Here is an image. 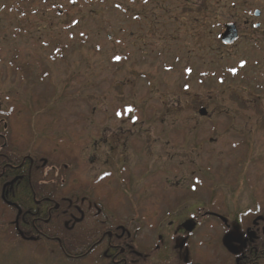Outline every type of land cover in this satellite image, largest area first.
I'll list each match as a JSON object with an SVG mask.
<instances>
[{"label": "rangeland", "instance_id": "1", "mask_svg": "<svg viewBox=\"0 0 264 264\" xmlns=\"http://www.w3.org/2000/svg\"><path fill=\"white\" fill-rule=\"evenodd\" d=\"M230 23L240 39L226 47ZM246 74L264 80V0H0L1 126L15 110L43 161L70 144L82 180L105 175L107 215L146 245L161 236L165 255L175 237L190 242L175 246L183 260L239 264L227 237L264 202V93L240 91ZM108 166H123L115 183ZM213 202L234 229L201 219L175 234Z\"/></svg>", "mask_w": 264, "mask_h": 264}, {"label": "trees", "instance_id": "2", "mask_svg": "<svg viewBox=\"0 0 264 264\" xmlns=\"http://www.w3.org/2000/svg\"><path fill=\"white\" fill-rule=\"evenodd\" d=\"M15 70L26 74L29 72L28 66H18ZM236 76V73H232ZM244 83L248 84L246 89L239 88L240 91L256 97L264 93V80L253 78L249 75H245ZM254 82V84H253ZM257 95V96H256ZM259 98V97H258ZM16 111L11 109L7 115L9 117L8 125V149L14 147L16 144H24L25 148L30 146V134L26 128V121L21 118L15 119ZM14 120V121H13ZM62 143L60 147L64 148L65 152L61 149L57 150V154L53 155L49 163L60 162L62 155L67 157V162L77 161L73 157V147L67 143ZM64 146L68 147L65 148ZM27 150V149H26ZM36 150L32 149L30 154H34ZM46 156V152L43 153ZM67 155V156H66ZM36 157V156H35ZM43 158V157H42ZM40 157V159H42ZM46 158V157H45ZM42 161V160H41ZM45 161H48L47 159ZM70 171V170H69ZM8 177L14 178L15 175L8 172ZM28 174H26L27 177ZM107 179L101 177L99 181L95 183L89 182L84 186L86 192H93L100 197L101 213L96 216L95 222H89L87 220L82 221L79 224L74 225L73 229H67L65 222L71 218L74 214L79 217V213L76 207H82L81 197L75 194L69 204V216L62 214L64 209L61 207L59 211H52L47 213L43 209V205H35L32 196L35 194V188L31 189L28 182L19 184L13 182L10 184V188L4 192L3 185L0 183V264H112L110 255L109 243L110 240L106 238V232L111 231L118 225H124L123 222L118 220V217L111 218L107 215L111 205H102L103 200L115 204L117 200L114 198V193L111 191H104L101 181ZM39 181V180H37ZM36 187V195L40 200L45 196H49L51 189L48 187ZM78 189V186H77ZM71 192V191H70ZM47 194V195H46ZM104 197V198H103ZM264 201V199H263ZM219 202H213L208 208L201 212L210 213L218 212L223 208V204ZM68 206V205H67ZM113 211L112 213H114ZM205 216V217H204ZM264 216V202L257 211L253 213L248 212L242 217V225L239 228L238 235L239 240H245V258H243L240 264H264V224L257 228L254 238H249L248 232L253 229L255 221ZM208 219L214 222H218L223 226L226 232H230L235 228L233 225L230 230L227 229L221 221L208 215H199V220ZM78 220V219H77ZM260 221H257V224ZM224 236V237H223ZM216 237V236H215ZM213 237V240H216ZM232 237V236H231ZM135 238V237H134ZM217 240L220 244H223L225 234H219ZM135 240V239H134ZM183 239L178 243V239L175 237L171 239L168 244L169 250L167 254L164 253L163 238H157L153 246H145V249L138 248L141 243L139 240L133 242L134 249L138 248L141 253V259H147L152 263L148 264H210L202 258H206V255L189 252L191 255L188 260H183L178 253L179 250L186 249L189 246ZM184 242V243H183ZM177 244V245H176ZM178 246V249L175 248ZM143 248V246H141ZM31 253L27 255V252ZM208 260V259H207Z\"/></svg>", "mask_w": 264, "mask_h": 264}, {"label": "flooded vegetation", "instance_id": "3", "mask_svg": "<svg viewBox=\"0 0 264 264\" xmlns=\"http://www.w3.org/2000/svg\"><path fill=\"white\" fill-rule=\"evenodd\" d=\"M257 24L255 25V28ZM2 114V113H1ZM0 114V183L3 185L4 192L10 188V184L13 182H19L20 185L22 183L28 182L31 189L35 188V194L32 196V200L35 205H43V209L47 213H52V211H59L61 207L64 209V212L62 214H65L64 216H69V202L72 200V197L75 194L78 197H81V203L82 207H76L77 212L80 214L79 217L76 215H72L69 220L65 222V227L67 229H73L74 225L81 223L82 221H89V222H95L96 216H98L101 213V207H100V197L97 196L95 193V190L93 192H86L84 189V186L88 184L89 182L95 183L96 181H99L102 176H97L92 181H85L82 180L79 176V174L74 170V163L69 164L66 160L67 157H64L62 155L60 162H52L49 163L48 161H43V159H40V157H35L34 154H30V151L32 149L37 150L35 146V142L33 141V137L30 136V146L28 148H25L24 144H16L14 147H10L8 149V124H4L1 126L2 122H5L3 114ZM3 117V118H2ZM207 118V117H206ZM26 128L30 131V123H27ZM100 141H103L100 139ZM98 140V142H100ZM61 146V145H60ZM60 146H55V148H52L51 150L47 149L44 150L50 159L52 156L50 155V152H52L53 155L57 154V150L61 149L65 152L64 148ZM52 147V146H51ZM66 147V146H64ZM27 149V150H26ZM43 155V154H42ZM67 156V155H66ZM42 160V161H41ZM110 176L109 182H114L116 177L118 178L121 175V170L123 166H108ZM70 170V171H69ZM8 172H11L15 175V177L10 178L8 177ZM26 174L27 177H26ZM113 175V176H112ZM39 180V181H37ZM115 183V182H114ZM169 186H172L170 182L168 183ZM35 186H41L46 189V187L51 189V193L49 196H45L42 199H38L36 195V187ZM78 186V189H77ZM71 191V192H70ZM47 195V194H46ZM168 200L163 197V203H175L177 202V197H172L171 194L167 195ZM68 205V206H67ZM169 209V208H168ZM154 211L152 212L153 215ZM205 214H211V216L208 215V217H213L219 220L217 215L220 214L210 212ZM202 214V215H205ZM221 216V215H220ZM149 218L151 216H148ZM146 217V218H148ZM264 218V216H260ZM114 220V216H112ZM259 218V217H258ZM77 219H81L80 222H77ZM194 219L197 224L199 221V217H190L188 220ZM187 220V221H188ZM115 221V220H114ZM186 223V222H185ZM262 224H264V220L260 221L258 224L253 226V229L250 230L249 233L256 234L257 228ZM184 224V223H183ZM177 225V229L175 231L176 235L184 236L186 235L185 231L182 228V225ZM145 225H147L145 223ZM170 227L172 226V223L169 224ZM149 225L146 227L148 228ZM158 228V224L155 223L152 225L153 231ZM230 229V228H229ZM264 229V227H263ZM140 233H137L136 231L133 232L130 230L126 225H118L116 228H113L111 231L106 232V238L110 240L109 248L110 251H108V254L110 255L112 264H148L151 261L147 259H141V253L139 252L138 248H141L142 250L145 249L148 245L144 243L143 241H140ZM135 237V238H134ZM159 239H161V236H158ZM140 241V245L143 246V248L136 247L134 249L133 242L135 240ZM229 242H232L236 244V253L231 252L229 249L230 254L232 257H234V260L237 262L239 260V264L241 263L242 254L243 258H245V246L244 241L237 243V240L231 236L228 238ZM229 245V244H228ZM228 247V246H227Z\"/></svg>", "mask_w": 264, "mask_h": 264}, {"label": "water", "instance_id": "4", "mask_svg": "<svg viewBox=\"0 0 264 264\" xmlns=\"http://www.w3.org/2000/svg\"><path fill=\"white\" fill-rule=\"evenodd\" d=\"M255 16L258 17L260 16V12H255ZM259 27V26H256ZM239 40V32L237 29V26L234 23H230L226 25V29L225 32L221 35V42L223 45L225 46H232L234 45L237 41ZM199 115L201 117H207L208 116V112L206 109H201L199 111ZM220 220L223 222L224 225L228 226V222L225 218L223 217H219ZM264 218H258L254 225H256L257 221H263ZM183 230L187 233V234H191L194 229L196 228V222L194 220H189L186 223H184L182 225ZM249 238H254V233H249L248 234ZM237 243H240V241H237ZM228 249L233 252L236 253V247L234 246H228Z\"/></svg>", "mask_w": 264, "mask_h": 264}]
</instances>
